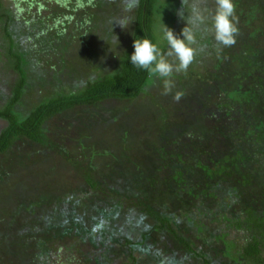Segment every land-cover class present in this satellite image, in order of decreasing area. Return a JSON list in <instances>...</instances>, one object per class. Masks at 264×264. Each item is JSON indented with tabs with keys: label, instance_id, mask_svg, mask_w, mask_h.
I'll use <instances>...</instances> for the list:
<instances>
[{
	"label": "trees",
	"instance_id": "1",
	"mask_svg": "<svg viewBox=\"0 0 264 264\" xmlns=\"http://www.w3.org/2000/svg\"><path fill=\"white\" fill-rule=\"evenodd\" d=\"M132 2L0 0V264H264V0H234L232 47L194 29L169 78L130 57L141 38L167 52L159 23L183 38L182 0Z\"/></svg>",
	"mask_w": 264,
	"mask_h": 264
},
{
	"label": "clouds",
	"instance_id": "2",
	"mask_svg": "<svg viewBox=\"0 0 264 264\" xmlns=\"http://www.w3.org/2000/svg\"><path fill=\"white\" fill-rule=\"evenodd\" d=\"M215 5L214 13L209 14L207 0H182V7L177 10V15L186 20L187 26L182 29L183 38L175 35L173 30L163 23L162 31L168 45L167 52H162L159 46L148 38L135 39L134 52L130 57L131 64L138 69L146 70L149 78H169L173 73L187 72L198 52V49L194 47L197 44L194 29H201L209 18L212 21V27L211 29L204 27L203 30L213 33L217 46L225 48L234 46L236 37L239 35L234 0H215ZM135 6L132 0H125L126 11L130 12ZM185 12H187L186 16ZM111 23L112 26L115 24L126 30L133 21L131 17L124 16L112 20ZM199 50L203 51V47ZM169 57L174 59L170 61ZM172 87V81L165 79L164 94H169ZM182 95L183 93L177 92L174 99L179 101Z\"/></svg>",
	"mask_w": 264,
	"mask_h": 264
},
{
	"label": "rangeland",
	"instance_id": "3",
	"mask_svg": "<svg viewBox=\"0 0 264 264\" xmlns=\"http://www.w3.org/2000/svg\"><path fill=\"white\" fill-rule=\"evenodd\" d=\"M3 2V4L6 6V7H11L12 11H14L15 13H18V9L17 8H14L15 6V0H1ZM23 1V0H21ZM14 4V5H13ZM207 8L209 10V14H212L214 13V9H215V6L213 5H207ZM161 14V13H160ZM160 19H162V17H160ZM210 21V18L206 21L205 25L202 26L201 28V32H203V28L206 27L208 29L211 28V25L209 23ZM167 27H168V23L165 22L164 23ZM157 31H156V34H159L160 37H158L159 39V42L161 44V41L164 42V36H163V31H162V28H163V24L162 23H159V25L157 26ZM169 28V27H168ZM206 32V31H204ZM178 62V61H177ZM3 72V73H2ZM0 73L1 74H4V75H1L0 74V89H1V92H4V94H9L10 93V85L12 82H14V71L12 69L8 70L7 68H3V64L0 62ZM139 102H143V100H138L136 103L139 104ZM0 106H2V100L0 101ZM134 113L136 115H138L139 119L137 120L136 119V123L137 125H139L144 119V117L146 116L145 114L142 113V111H139L137 109H135ZM191 117V116H189ZM189 117H186L185 119L189 118ZM6 123L3 121V120H0V131L5 127ZM66 130L65 131H61L62 134H63V137L66 138V143L68 146H71L73 148V153L74 155H81L83 150L82 148L80 147H75V136H77L76 134V131L72 128V127H69V126H65ZM97 129V130H96ZM95 130V133L94 136L92 134V136L90 137V141L86 142L85 144V154H89V146H92L93 144H99L100 146H103V143L104 141H102L104 138L101 137L100 135H98V131L101 129V127H97ZM115 137V136H114ZM74 140V141H73ZM102 141V142H101ZM216 226L213 225H210V228H214ZM246 232L245 230H242V231H235V232H231L229 234V239L231 240H236L237 242H243L244 241V238H243V235H245ZM63 258V256H62ZM61 258V259H62ZM64 259V258H63ZM82 259V258H80ZM58 264V263H57ZM61 264V263H59Z\"/></svg>",
	"mask_w": 264,
	"mask_h": 264
}]
</instances>
